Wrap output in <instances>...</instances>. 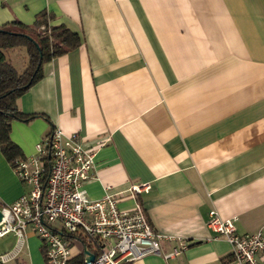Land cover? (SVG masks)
Instances as JSON below:
<instances>
[{"label":"crops","instance_id":"0c3cea01","mask_svg":"<svg viewBox=\"0 0 264 264\" xmlns=\"http://www.w3.org/2000/svg\"><path fill=\"white\" fill-rule=\"evenodd\" d=\"M44 10L80 43L43 63L16 99L19 111L47 118L11 121L23 158L59 127L95 151L89 198L146 186L118 207L138 202L154 231L186 248L126 264H238L207 220L212 208L235 217L241 235L264 224V0H0V25H30ZM13 49L25 52L19 62ZM13 49L6 58L21 71L25 48ZM24 191L0 151V202ZM35 236L4 264H43ZM3 238L8 250L15 238Z\"/></svg>","mask_w":264,"mask_h":264},{"label":"built area","instance_id":"2783aa9c","mask_svg":"<svg viewBox=\"0 0 264 264\" xmlns=\"http://www.w3.org/2000/svg\"><path fill=\"white\" fill-rule=\"evenodd\" d=\"M94 157L95 151L78 133L64 134L53 127L36 142L33 155L17 160L13 171L25 191L11 203L0 202V239L8 234L15 238L11 248H0V264L17 257L29 231L40 240L43 264H66L84 244L91 246V264H126L147 254L167 260L186 248L183 239L154 231L138 202L131 210L118 207L124 192L138 198L144 184L89 198L84 183L91 177ZM235 220L221 218L212 208L207 226L230 243L235 262L260 264L259 257H264V224L252 234L241 235ZM165 238L177 242L170 251L160 247V240Z\"/></svg>","mask_w":264,"mask_h":264},{"label":"trees","instance_id":"16d2710c","mask_svg":"<svg viewBox=\"0 0 264 264\" xmlns=\"http://www.w3.org/2000/svg\"><path fill=\"white\" fill-rule=\"evenodd\" d=\"M51 21L52 15L44 10L37 13L30 25L17 20L0 25V151L12 168L23 156L10 138L11 121L28 122L36 117L47 119L41 114L19 111L16 99L42 77L43 63L80 43L77 33L63 25H52ZM15 47H24L26 51L27 61L21 71L5 55L6 50ZM67 239L72 243L71 235ZM85 249L92 252L91 246L84 244L66 264H86ZM230 259H233L232 253Z\"/></svg>","mask_w":264,"mask_h":264},{"label":"rangeland","instance_id":"374dc122","mask_svg":"<svg viewBox=\"0 0 264 264\" xmlns=\"http://www.w3.org/2000/svg\"><path fill=\"white\" fill-rule=\"evenodd\" d=\"M12 51H16V57H14L15 59H16V61H20V58H19V56H22V58H24V54H25V52L22 50L21 51V53L18 51L17 52V49H13ZM8 55H9V53H8ZM10 56H12V54L10 55ZM15 63V62H14ZM15 65L17 66V68L19 69V68H21L20 67V65H19V63H15ZM10 235V234H9ZM35 238H36V240H37V243H38V249H39V251H40V253L39 254H41V256H42V252H41V247H40V240L35 236ZM3 240H4V238L3 239H0V244H2L3 243ZM27 240V239H26ZM12 247V244H11V246H10V248ZM25 247H27V241H26V245H25ZM13 262V261H12ZM11 262V263H12ZM10 262L9 263H7V264H11Z\"/></svg>","mask_w":264,"mask_h":264},{"label":"water","instance_id":"95a60500","mask_svg":"<svg viewBox=\"0 0 264 264\" xmlns=\"http://www.w3.org/2000/svg\"><path fill=\"white\" fill-rule=\"evenodd\" d=\"M1 217H2V214L0 212V220H1ZM84 254H85V262L86 264H91L93 258H94V255L92 253H90L88 250H84Z\"/></svg>","mask_w":264,"mask_h":264}]
</instances>
